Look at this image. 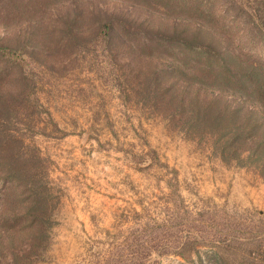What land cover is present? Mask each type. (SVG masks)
Wrapping results in <instances>:
<instances>
[{
	"label": "rangeland",
	"instance_id": "obj_1",
	"mask_svg": "<svg viewBox=\"0 0 264 264\" xmlns=\"http://www.w3.org/2000/svg\"><path fill=\"white\" fill-rule=\"evenodd\" d=\"M173 30L264 76V0H0V264H264V158L187 129L214 56Z\"/></svg>",
	"mask_w": 264,
	"mask_h": 264
},
{
	"label": "trees",
	"instance_id": "obj_2",
	"mask_svg": "<svg viewBox=\"0 0 264 264\" xmlns=\"http://www.w3.org/2000/svg\"><path fill=\"white\" fill-rule=\"evenodd\" d=\"M262 16L263 13L260 12L258 17L262 18ZM111 22L112 18L110 15H105V18H99L95 23L94 35L99 38H107ZM73 25L74 22L72 25L67 24L64 28L65 31L63 29L61 32L63 34L68 32L72 38H75L72 30ZM160 32L163 36H167L164 30H160ZM171 36L170 38L173 41H175L174 39L181 41L179 42L180 45H187L203 50V52L213 54L214 56L213 61H207L208 63L202 65V68L190 74L181 72V69L178 71L180 74L185 75L186 81L196 85L195 93L191 98L184 100V97H180L176 100L179 104V110L187 112L185 119L187 129L193 131L198 136L212 140L215 148L217 147L222 154H235L236 151L242 152L244 151L243 148H247L250 150V154H257L261 158H264V138L254 136L253 134L255 129L264 125V76L254 66L248 64L245 65L243 63L244 68L249 69L248 73L244 71L240 73V68L242 67L239 63L237 68L231 67L228 60L226 61L222 57L224 49L219 47L215 50L206 42L207 37L199 34L197 31L189 30L184 33H178L173 30ZM21 47L22 45L10 47L0 44L1 52L6 55L5 57L11 59L16 58L17 53L22 49ZM18 63H20L19 60ZM169 69L172 71L174 68L170 66ZM158 72L159 69L154 67L149 75L152 73L151 77H156ZM206 87L213 90L217 89L218 91H227L230 94H233V92L238 93L241 96V102L231 105L226 100V105L221 108H215L212 102L218 98V94H212L209 99H203L199 95V90ZM173 98L170 97V99ZM217 125L224 126L225 130H216L215 127ZM262 168H264V163L262 164ZM32 208L36 210V206ZM32 208L29 206L27 212L33 213Z\"/></svg>",
	"mask_w": 264,
	"mask_h": 264
}]
</instances>
